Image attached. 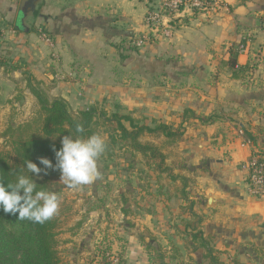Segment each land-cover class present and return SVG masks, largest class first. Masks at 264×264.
I'll use <instances>...</instances> for the list:
<instances>
[{"label": "crops", "instance_id": "0c3cea01", "mask_svg": "<svg viewBox=\"0 0 264 264\" xmlns=\"http://www.w3.org/2000/svg\"><path fill=\"white\" fill-rule=\"evenodd\" d=\"M57 1L40 0L36 33L14 24L13 3L0 0V58L8 63L0 66V130L23 106L33 110L24 108L30 114L20 122L39 109L29 78L50 100L64 98L78 110L121 105L149 125L182 124L184 135L172 145L161 135L140 137L160 147L169 171L158 175L141 154L135 156L139 171L154 179L145 185L138 177L134 205L126 191L116 196L126 225H116L111 247L128 229L125 264H149L150 252L157 251L165 264H208L206 249L187 226L196 214L202 218L198 228L225 264L234 256L264 264V199L249 192L241 168L252 151H264V0H224L208 12L187 11L170 37L141 46L137 39L149 32L148 0ZM232 51L245 69L229 66ZM187 109L212 122L184 116ZM249 136L254 142L244 145Z\"/></svg>", "mask_w": 264, "mask_h": 264}, {"label": "trees", "instance_id": "16d2710c", "mask_svg": "<svg viewBox=\"0 0 264 264\" xmlns=\"http://www.w3.org/2000/svg\"><path fill=\"white\" fill-rule=\"evenodd\" d=\"M228 64L232 68L243 70L245 65L237 62V53L232 51ZM6 66V60L0 58V66ZM17 66L12 65L11 68ZM236 76H238L235 73ZM29 87L37 97L39 109L30 119L18 124H10L0 133L5 138L8 150L0 148V182L13 184L18 176L26 175L37 184V190L51 191L55 186L64 185L58 170L47 169L39 174L30 173L26 164L28 161L36 163L38 167L40 158L44 157L56 164L55 152L66 135L73 138H87L92 134H105L106 150L108 156L117 150L128 152L131 157L138 153L142 155L145 165L154 172L162 174L168 172L166 155L160 147L151 142H142L140 137L145 133L164 136L166 143L172 145L184 135L182 124L175 126L164 122L149 125L140 122L130 113L123 112L121 105H115L114 111L102 109H80L75 113L71 111L69 103L64 98L50 100L40 88V83L31 82ZM190 115L199 118L203 123L212 122V117L201 116L187 109L184 116ZM80 124L83 131L76 132V125ZM250 141L254 138L249 136ZM125 212H128L127 210ZM193 220L187 226L195 230L198 247L206 249L208 264H225L219 257L220 251L215 249L209 240L204 237L203 231L198 228L202 222L199 215L194 214ZM62 218L56 214L44 223H36L27 219L21 220L16 215L6 214L0 210V264H65L59 253L58 235L63 225ZM102 258L105 255H101ZM165 255L162 251L156 254L150 252L149 264H165ZM92 260L89 264H93ZM98 264H103V261ZM123 264V263H119ZM231 264H246L234 256Z\"/></svg>", "mask_w": 264, "mask_h": 264}, {"label": "rangeland", "instance_id": "374dc122", "mask_svg": "<svg viewBox=\"0 0 264 264\" xmlns=\"http://www.w3.org/2000/svg\"><path fill=\"white\" fill-rule=\"evenodd\" d=\"M7 1L8 3H13L15 7L13 23L23 26L28 25L30 29L35 30L37 33L39 30L37 19L40 18V0L36 2L34 0L26 1L24 10H20L23 0ZM54 1L58 2L57 0ZM4 12L8 13L7 7L4 8ZM69 106L74 113L79 109V106ZM95 107L100 108L101 106ZM24 108L27 110L31 109V112L33 110L32 106L31 108L23 106L20 111L17 110L15 112L13 119H11L12 123H9V125L17 124L20 122V119L22 120L23 117L30 114ZM123 110L133 112L131 109L125 107H123ZM6 125L8 126V123ZM7 126L5 127L7 128ZM4 128H1L0 133L4 131ZM101 136L104 137V135ZM151 136L144 137V140H150ZM156 140L158 142L161 141L160 139ZM0 148L3 150L9 149L5 138L1 136ZM138 160L139 158L135 157L133 159L128 152L123 150H117L113 156H108V153L104 152L98 160V169L101 173L99 179L91 184L75 189L69 188L66 184L55 186L51 189V192H55L61 197V204L57 214L64 221V225H62L64 230H60L58 235V249L65 264H89L92 260L96 261L95 264H98L100 261H103V264H125L123 254L126 250V243H128L129 238L132 236L130 235V230H125L124 236L122 234V238L117 242V247H111V244H114L117 238V235H114L116 225H120L121 223L126 225L125 222H120L123 221L118 216L120 201L122 199L118 198V201H116V196L122 191H126L130 199L129 203L134 205L135 194L138 192V177L141 178L140 182L145 185L154 179V176H149L147 170L139 171L141 170V166L136 164ZM133 162L135 166L132 165ZM80 222L82 225H77ZM111 224L113 227L110 226ZM68 228L72 230L69 231ZM110 229L113 230L110 232ZM74 230H77L79 233L75 239L71 238L70 235ZM82 249L85 250L82 251ZM101 255H105V257L102 258Z\"/></svg>", "mask_w": 264, "mask_h": 264}, {"label": "clouds", "instance_id": "9594fccd", "mask_svg": "<svg viewBox=\"0 0 264 264\" xmlns=\"http://www.w3.org/2000/svg\"><path fill=\"white\" fill-rule=\"evenodd\" d=\"M83 131L80 124L76 125V132ZM61 147L55 152L56 164L41 157L40 168L36 163L28 161L26 168L30 173L39 175L47 169L58 170L60 178L69 188L88 185L100 178L98 160L106 150L105 138L99 134H92L87 138H73L66 135L61 140ZM61 197L51 191L37 190V184L26 175L18 176L13 184L0 182V210L6 214L16 215L21 220L27 219L36 223H44L59 211Z\"/></svg>", "mask_w": 264, "mask_h": 264}, {"label": "built area", "instance_id": "2783aa9c", "mask_svg": "<svg viewBox=\"0 0 264 264\" xmlns=\"http://www.w3.org/2000/svg\"><path fill=\"white\" fill-rule=\"evenodd\" d=\"M224 0H151L145 20L149 32L137 39L136 44L141 46L156 37H170L174 30V22L185 12H208L223 4ZM264 27V21H263ZM44 39L51 44L50 37L42 32ZM244 46L239 47L240 51ZM251 144V141L244 143ZM241 168L247 172L249 192L258 198L264 199V151L254 150L241 163ZM117 261V260H116Z\"/></svg>", "mask_w": 264, "mask_h": 264}, {"label": "water", "instance_id": "95a60500", "mask_svg": "<svg viewBox=\"0 0 264 264\" xmlns=\"http://www.w3.org/2000/svg\"><path fill=\"white\" fill-rule=\"evenodd\" d=\"M21 10H23V9H21Z\"/></svg>", "mask_w": 264, "mask_h": 264}]
</instances>
